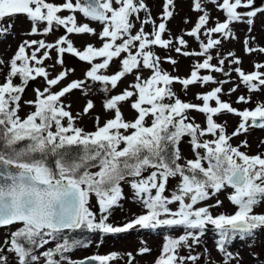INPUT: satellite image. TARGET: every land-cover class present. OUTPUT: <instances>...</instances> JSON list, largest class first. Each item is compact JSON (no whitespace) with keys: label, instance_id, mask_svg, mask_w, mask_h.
<instances>
[{"label":"snow or ice","instance_id":"6c2138e0","mask_svg":"<svg viewBox=\"0 0 264 264\" xmlns=\"http://www.w3.org/2000/svg\"><path fill=\"white\" fill-rule=\"evenodd\" d=\"M175 8L176 0H163L154 17L146 0H0V42L12 34L19 15L31 25L27 35L41 37L22 40L7 61L0 58V229H9L0 239V264H112L121 253L72 259L74 249L87 245L70 234L87 231L103 238L163 228L182 231L165 236L153 264H198L201 253L194 248L210 231L220 260H211L205 247L206 264H242L229 248L238 239L255 241L264 230V151L249 154L241 150L249 147L247 139L236 145L232 140L264 129V101L238 109L223 97L243 87L247 95L235 103L250 104L253 94L264 93V62H253L246 72L234 51L220 49L239 39L234 25L245 24L244 52L264 54L251 35L264 5L191 0L196 19L186 17L184 23L192 26L178 35L168 28ZM57 31L62 34L53 41L44 38ZM84 36L98 43L78 47L73 37ZM66 56L87 65L82 78L70 79L76 70L66 65ZM178 57L193 60L184 76L174 74ZM37 79L43 87L24 101ZM176 85L185 96L191 87H212L195 93L199 103H193L181 98ZM94 86L106 118L93 115V99L74 115L64 98L74 91L87 96ZM22 103L33 109L23 117ZM222 114L238 117L230 133L226 121L218 122ZM84 116L93 120L91 130L80 126ZM185 141L191 158L181 150ZM125 187L141 211L115 224L110 218L128 198ZM222 192L233 211L214 214L224 207ZM150 252L146 246L138 250ZM127 257V264H135L131 252Z\"/></svg>","mask_w":264,"mask_h":264},{"label":"rangeland","instance_id":"374dc122","mask_svg":"<svg viewBox=\"0 0 264 264\" xmlns=\"http://www.w3.org/2000/svg\"><path fill=\"white\" fill-rule=\"evenodd\" d=\"M149 7L151 8L152 15L154 17H157L158 14L162 11V4L163 0H146ZM190 3L191 0H176V8H175V15L168 23V28L171 30V32L174 35L181 34V30L189 29L192 24H185L184 20L185 18L191 19L193 22L196 19V14L193 13L190 9ZM262 5V0H257V6ZM264 5V4H263ZM211 7V6H209ZM213 17L220 16L221 19L223 18L221 13L212 11ZM10 21L5 20L2 23L7 24ZM159 22V21H158ZM31 25L27 18L24 15H19L15 17L14 21V27L12 29V34L8 35L6 38L2 39V42H0V58H3L5 61L8 60L9 57L13 55L15 52L17 45L24 39H40L39 36H28L27 32L29 31ZM139 27V25H137ZM234 29L237 32V35L239 37L238 40H231L227 41L223 44L222 49H220L221 52L227 53L228 51H234L236 56L240 57L242 60V68L247 71L253 70V62H264V54H252L247 55L244 52L243 47V40L245 35L247 34V25L245 24H238L234 25ZM62 34V31L54 32L53 34L48 35L47 37H44L48 41H53L56 39L59 35ZM252 36L256 38V43L260 46H264V15H258L255 18V23L252 29ZM75 40L76 45L82 46L85 42H93L98 43L95 38H90L87 36L84 37H73ZM186 39H189L186 37ZM190 46L191 48L195 49L197 47V44L193 42L190 39ZM157 52L162 57L166 55L165 51L162 49H157ZM173 55H175L173 53ZM53 56H55V53H53ZM179 64L176 73L181 76H184L188 74L190 71V65L192 64L193 60L185 57H178ZM66 65L70 67L75 68V74L74 77L71 78H82L83 71L87 68L86 64H83L76 60L75 58L71 56L65 57ZM215 63V60L213 61ZM53 61H46V64H52ZM163 67L169 71H173V66L170 64L165 63ZM234 67V66H233ZM115 68V65H113V69ZM58 70V69H57ZM112 70V69H110ZM7 71L6 69L4 70ZM147 75V73H145ZM214 75L218 79H224L223 75L221 73H214ZM233 77L236 76L235 73H232ZM3 79V73H0V81ZM132 77H128V80H131ZM16 83H19V79L15 81ZM127 81H125L124 84L121 85V87H124ZM232 85H226L225 91H227L228 87H231ZM43 87V81L41 79H37L34 82H31L29 86L26 88L25 93L23 94V100L27 101L30 99H34V93L33 89ZM212 87V85H209L208 88ZM96 86L93 87V91L87 95L84 96L79 91H74L70 96H66L64 98L65 103L71 104V110L73 114L75 115L77 112L82 111L86 100L93 99L96 104V108L93 112V115L99 114L101 116V119L106 118L101 111V94L95 90ZM208 88H201L199 86L191 87L188 91L187 95L185 96L183 92L180 91V86L176 85L175 90L178 92V94L181 96L182 99H186L188 101H191L193 103H199L195 99V93L200 91H207ZM244 94L247 95L246 89L243 87L240 88V90L233 94L231 97H228L225 95L223 99L225 100H231L233 103V106L238 109L243 108H251L255 106V103L257 101H264V93H256L252 96V103L250 104H237L235 103L237 96ZM33 109L23 105L22 103V109L20 112V115L23 117L28 112L32 111ZM125 115H130L129 110L127 106L124 107ZM192 116H194L197 120V122H203L204 117L201 114H198L196 112L191 113ZM227 122V130L228 132H232L235 127L238 124V117L231 115V114H222L218 117V122ZM80 126L85 127L86 129L91 130L93 128V120L89 116H84L80 120ZM247 139L249 143V147L242 148V151H246L249 154H256L257 152L264 151V145L261 144V141L264 140V129H258L254 128L250 130V132L247 135H241L239 138H234L232 140V143L234 145L239 144L241 140ZM181 150L183 154L186 157L191 158V152L189 149V145L187 141L183 142L181 144ZM175 184V181H171L169 187L171 188L172 185ZM229 191H231L229 189ZM125 194L127 195V199H125L122 202V208H117L114 210L110 222L119 224L124 222L126 217H131L133 214H138L141 209L140 207L133 202L131 193L129 192L128 188L125 187ZM226 193L222 192L219 196L221 200L224 201V207L221 209H214V214L220 211H233V206L227 201ZM211 203V201H210ZM175 207V205H173ZM257 212L261 211V208L256 209ZM9 229L4 228L0 229V239H2L5 235H7ZM181 229L176 230H169L166 228L163 229H156V230H133L129 233L125 234H118V235H108L103 238H101L99 233H90L87 231H77L75 233H71L70 235L74 236L78 240H82L86 243V247H78L74 249L69 255L72 259H82L85 257L92 256L94 254H108L110 252H119L122 255V259H118L112 262V264H127V253L131 252L133 256L135 257V264H153V261L155 258L160 254L162 246L165 242V236L171 235L173 237L179 236L181 234ZM102 239V243H101ZM214 237L212 232L210 231L208 234H206L201 241V244L194 248V254L195 253H201V259L198 261V264H206L205 258H204V249L207 247L209 250H211V260L213 261H219L220 256L217 254V252L214 250V243H213ZM148 247L151 249L150 253L146 254H138V250L141 247ZM230 251L233 253H239L242 264H264V230H261L256 234V240H236L229 248ZM187 249L181 248L180 254L184 255L187 254ZM11 259V256L9 257Z\"/></svg>","mask_w":264,"mask_h":264},{"label":"water","instance_id":"95a60500","mask_svg":"<svg viewBox=\"0 0 264 264\" xmlns=\"http://www.w3.org/2000/svg\"><path fill=\"white\" fill-rule=\"evenodd\" d=\"M264 3V2H263Z\"/></svg>","mask_w":264,"mask_h":264}]
</instances>
